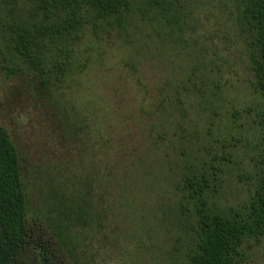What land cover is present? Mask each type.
<instances>
[{"label": "trees", "instance_id": "16d2710c", "mask_svg": "<svg viewBox=\"0 0 264 264\" xmlns=\"http://www.w3.org/2000/svg\"><path fill=\"white\" fill-rule=\"evenodd\" d=\"M115 51L133 121L117 86L106 99L88 80ZM153 60L163 74L151 88ZM0 69L36 90L66 156L31 165L29 180L0 125V264H106L118 212L150 216L166 264H241L264 238V0H0ZM235 74L258 100L231 113L252 120L237 175L247 193L227 206L236 143L204 152L190 113L218 126Z\"/></svg>", "mask_w": 264, "mask_h": 264}, {"label": "rangeland", "instance_id": "374dc122", "mask_svg": "<svg viewBox=\"0 0 264 264\" xmlns=\"http://www.w3.org/2000/svg\"><path fill=\"white\" fill-rule=\"evenodd\" d=\"M120 58V51L111 52L105 60L106 68L93 70L89 73L88 80L91 84H95L106 99L113 97L112 87L117 86L118 100L122 102L121 110L133 121L135 109L132 107L136 94L126 83L128 79L119 65ZM150 63L152 65L146 63L143 79L153 88V80L163 73L159 61L153 60ZM238 73L241 74V71ZM237 74L231 75L232 83L225 91L228 117L224 115L221 122H218V126H207L206 122L209 120L205 121L207 113L197 111V107H195V112L190 113L191 123L197 130L196 135L202 138L200 139L201 144L206 146V149L201 147L204 152L220 154L224 140L227 145L236 143V146L232 148L234 150L233 162L226 166L223 184L218 193V202L227 206L237 204L245 198L247 193V186L239 180L237 175L242 171V166L246 161V151L249 146L246 139L251 138L249 130L252 120L251 115L246 114L244 117L243 113L233 119L231 113L235 108L238 110L246 107L256 108L258 100V96L250 91L246 84L237 81ZM113 100L116 99L113 97ZM254 113L253 111L251 114L254 115ZM227 118L233 119L234 122ZM0 125L7 128L16 144L29 180L34 179V175L31 174V165L35 163L54 165L60 159L63 158V161L66 159V156H62L65 152L59 144L55 122L49 108L39 99L36 90L28 86V82H22L20 78H9L2 69H0ZM231 126H235L231 131L235 136L234 139H231L230 134L225 131L226 127ZM135 130L134 126L129 129L132 135ZM238 139L242 141L238 142ZM29 190L30 193L36 192L32 184L29 185ZM118 213L120 215L117 221L112 226L109 225L106 233L107 238L110 236L109 241L111 242L106 264H166L162 260L158 239L148 231L150 216L146 212ZM168 241L173 243L174 240ZM162 248L165 250L169 248V245H164ZM241 264H264V238L246 250V260Z\"/></svg>", "mask_w": 264, "mask_h": 264}]
</instances>
